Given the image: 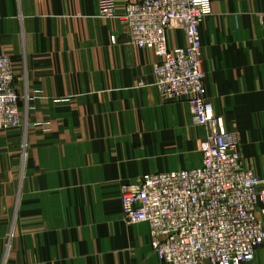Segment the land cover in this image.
<instances>
[{
	"label": "crops",
	"instance_id": "1",
	"mask_svg": "<svg viewBox=\"0 0 264 264\" xmlns=\"http://www.w3.org/2000/svg\"><path fill=\"white\" fill-rule=\"evenodd\" d=\"M98 0H0V55L20 126L0 131V264H166L121 196L142 176L202 164L207 128L155 85L159 58ZM213 112L264 179V0H212L200 25ZM167 44H186L179 26ZM264 264V246L252 261Z\"/></svg>",
	"mask_w": 264,
	"mask_h": 264
},
{
	"label": "built area",
	"instance_id": "2",
	"mask_svg": "<svg viewBox=\"0 0 264 264\" xmlns=\"http://www.w3.org/2000/svg\"><path fill=\"white\" fill-rule=\"evenodd\" d=\"M98 2L103 16L116 17V0ZM211 13L212 0H127L121 18L131 42L159 58L154 75L163 99H186L207 128L200 166L123 187L125 220L149 224L152 249L166 264H243L264 246V179L244 167L237 134L208 98L200 25ZM176 26L186 44L170 49L167 30ZM14 82L11 59L0 55V131L22 123Z\"/></svg>",
	"mask_w": 264,
	"mask_h": 264
}]
</instances>
